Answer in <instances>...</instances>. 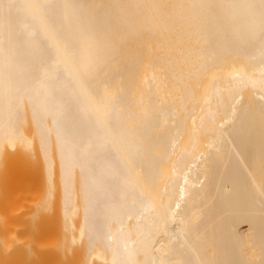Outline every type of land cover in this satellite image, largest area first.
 Listing matches in <instances>:
<instances>
[{
	"label": "bare ground",
	"instance_id": "obj_1",
	"mask_svg": "<svg viewBox=\"0 0 264 264\" xmlns=\"http://www.w3.org/2000/svg\"><path fill=\"white\" fill-rule=\"evenodd\" d=\"M32 150L55 264H264V0H0L1 180Z\"/></svg>",
	"mask_w": 264,
	"mask_h": 264
},
{
	"label": "rangeland",
	"instance_id": "obj_2",
	"mask_svg": "<svg viewBox=\"0 0 264 264\" xmlns=\"http://www.w3.org/2000/svg\"><path fill=\"white\" fill-rule=\"evenodd\" d=\"M9 151H10V148L8 149V151L6 153H8ZM28 153H30V156H29L30 158L27 156ZM31 153L34 154V151L33 150L32 151H28V152H26L27 155H23V156L26 157V160H28V158L29 159L32 158V161H28V162L29 163L31 162L30 165L31 164H34L35 168H34V166L32 167L30 165H26V163L29 164L27 161H24V160L22 161L21 160V165L20 166H18V165L15 166L17 168V170H14L12 168V172L10 173L9 177L7 178V181L1 180L4 177L0 178V183L1 184L2 183H5L4 186H3V184L2 185L0 184V195H2V196L5 195V197H4L5 200H6L7 197L10 198V199L7 198V201H5L4 199L1 198L2 196H0V201L1 200H4L5 201L4 202L5 204L6 203L9 204L8 202H11L10 203L11 206H9V208L10 207H11V209L14 208V210H10V211H8V209H7V211L5 209L4 210L3 209H0V210H2V211H0V220L2 218H4V217L8 216L9 217V224L12 225L13 227H16L17 228L16 235L19 237V238L18 237L17 238L18 239L21 238L20 240H17V241H19V243H17L16 241H15L16 242L15 243L13 241L14 239L11 240V242L15 243L14 246L17 245V247H18L19 250L17 252H13L12 254L8 255L9 257L8 256H5V258H9V261H11V263H14V264H32L33 261L38 262L39 260H40V262H38V264L39 263L40 264H43V263L44 264H55V261H56L55 260L56 259V251H55L56 250V247L54 246L55 245V243H54L55 242V234H56V229H55V227H56V217H55V213H54L55 210L53 211V209H54L53 208L54 207L53 206V201H52V204H49V205L47 204L45 206H43L44 203L41 202V195H42V192H43V190L41 188L44 187L43 186L44 183H42V182L43 181L46 182V179L43 180L45 178V176L42 173V168H38V167H40V165L38 166V163L34 161L35 160V156H31L32 155ZM23 154H25V153H23ZM21 159H25V158L22 157ZM18 163H20V161ZM22 165H24V167ZM12 166H14V165H12ZM28 166H30V167H28ZM21 170H23L24 172L21 171ZM34 171H36V172H34ZM17 173H18V176H17ZM24 173H27V174H24ZM31 174H34V177L35 178ZM26 175H28V176L30 175L29 178H31V177H33V178L26 180L27 179V178H25ZM38 178L40 180H38ZM35 179L38 180V181L36 182ZM14 183H15V185H14ZM25 183H26V185H24ZM32 183H36L37 184L36 186H38V184H39L40 186L35 187L36 189H33L34 188V185L31 186ZM40 183H42V184H40ZM20 197H21L22 200L20 199ZM38 200H40V201H38ZM25 202H27V203H25ZM28 203H31L32 205H29V206L26 207L25 205L28 204ZM34 203H35V205H34ZM36 203H38V205L39 204H43V205H41L42 206L41 208H42V210H44V213H43L42 210L41 211L38 210L40 212L37 211L38 212L37 213L38 215H35L36 212H33L32 210H33V208H37V209L39 208ZM30 206H32V207H30ZM6 207H7V205H6ZM25 207H26V210L24 209ZM17 208L19 209V211L17 210ZM29 208H32V210H28ZM37 209H35V211ZM14 211H17V212H14ZM31 212H33L34 216H36L35 217L36 219H33L34 216L32 218V215L29 216ZM1 213L4 214L3 215L4 217L2 216ZM10 213H11V215H9ZM21 214H22V216H20ZM43 214L44 215L46 214L48 216V218L46 217L47 219H45V220H48L49 219V222L48 221L47 222L45 221L48 224V225H46V227H45V222L42 223V221H41V220L44 221V216L43 217H40ZM13 215H15V216H13ZM14 217H16V218H14ZM24 217H25V219H24ZM38 219H39L40 222L37 221ZM23 220L25 222H23ZM2 221H0V223L2 224V226L4 227V224H5V226H7L6 225V222L4 220H2ZM38 223L41 224V225H39ZM37 225H38V227H37ZM35 227H37V228H35ZM39 228H41V229H39ZM51 228L52 229H55L54 232L52 231L53 234H49V233H51ZM34 231L36 233H34ZM16 235H15V237H16ZM18 244H19V246H18ZM26 245L27 246L30 245V246L27 247ZM38 248H40L41 250H39ZM40 252H42V254H40ZM36 254H38L39 256L36 255ZM11 255H12V257H11ZM40 256H42L43 258L42 257L39 258ZM1 257H4V256L1 255L0 256V260L3 259ZM25 257H26L27 260H25ZM11 258H12V260H11ZM15 258H17L16 261H14ZM41 259H43L45 261H43ZM49 262H51V263H49ZM34 264H37V263L34 262Z\"/></svg>",
	"mask_w": 264,
	"mask_h": 264
}]
</instances>
